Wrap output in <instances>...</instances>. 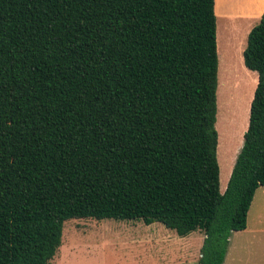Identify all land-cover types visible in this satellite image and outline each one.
Listing matches in <instances>:
<instances>
[{"label": "trees", "instance_id": "16d2710c", "mask_svg": "<svg viewBox=\"0 0 264 264\" xmlns=\"http://www.w3.org/2000/svg\"><path fill=\"white\" fill-rule=\"evenodd\" d=\"M214 0H0V264H49L73 218L202 230L221 264L264 187V11L219 190Z\"/></svg>", "mask_w": 264, "mask_h": 264}, {"label": "rangeland", "instance_id": "374dc122", "mask_svg": "<svg viewBox=\"0 0 264 264\" xmlns=\"http://www.w3.org/2000/svg\"><path fill=\"white\" fill-rule=\"evenodd\" d=\"M262 11L264 0H216L214 128L220 192L247 126L256 72L243 65L242 50ZM203 237L202 230L178 236L159 222L73 218L63 222L61 243L49 264H196ZM221 264H264L263 186L254 191L245 228L231 233Z\"/></svg>", "mask_w": 264, "mask_h": 264}, {"label": "crops", "instance_id": "0c3cea01", "mask_svg": "<svg viewBox=\"0 0 264 264\" xmlns=\"http://www.w3.org/2000/svg\"><path fill=\"white\" fill-rule=\"evenodd\" d=\"M225 1H227V0H222V2H225ZM238 6V5H237ZM240 6V5H239ZM215 7H216V0H214V5H213V9H214V14H215ZM263 12V11H262ZM261 12V13H262ZM239 13H241L240 11H239ZM261 13H260V15H261ZM253 14V13H252ZM251 14V15H252ZM256 15H257V13H256ZM260 15H259V17H260ZM259 19V18H258ZM228 243H229V240H228ZM228 246V245H227Z\"/></svg>", "mask_w": 264, "mask_h": 264}]
</instances>
